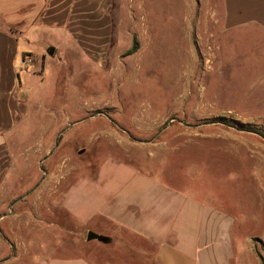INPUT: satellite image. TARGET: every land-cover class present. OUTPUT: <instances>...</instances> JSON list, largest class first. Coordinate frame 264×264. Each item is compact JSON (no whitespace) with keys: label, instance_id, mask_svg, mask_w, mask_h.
<instances>
[{"label":"rangeland","instance_id":"rangeland-1","mask_svg":"<svg viewBox=\"0 0 264 264\" xmlns=\"http://www.w3.org/2000/svg\"><path fill=\"white\" fill-rule=\"evenodd\" d=\"M104 17L106 27H84L83 43L52 33L43 76L28 66L39 75L41 60L24 57L26 115L13 130L20 138L0 184V217H25L0 224V264H32L41 244L48 252L47 231L25 237L27 219L59 211L77 176L101 171L98 189L160 156L212 182V196L248 237L242 263L264 264V30H227L222 0H110ZM193 131L211 135H179ZM55 222L66 228L61 215Z\"/></svg>","mask_w":264,"mask_h":264},{"label":"crops","instance_id":"crops-1","mask_svg":"<svg viewBox=\"0 0 264 264\" xmlns=\"http://www.w3.org/2000/svg\"><path fill=\"white\" fill-rule=\"evenodd\" d=\"M109 2L0 0V184L8 174L10 146L14 148L20 138L13 136V130L26 115L19 75L26 67L22 64L24 57L39 58V75L33 72L34 63L28 66L32 67V75L43 76L45 63L51 59L47 52L52 33L62 32L72 42L83 43L81 37L88 23L107 26L104 14ZM222 10V23L227 30H264V0H222ZM37 41L48 46L33 52L32 44ZM179 135L201 139L210 138L207 135L211 133L193 131ZM187 144L194 145H182ZM166 159L171 157L160 156L141 169L125 167L127 178L102 183L98 189L91 188L98 184L101 171L97 173L95 169L92 178L87 175L90 180L80 174L67 187L59 211L51 210V206L43 214L32 211L27 219L32 228L27 221L25 227L29 230L24 232L25 237L41 236L47 231V240L54 242L48 247L49 253L45 245L36 248L41 253L32 264H243V252L246 263L248 237L243 242L237 233L238 224L235 226L226 214L225 204L212 196V182L201 180L189 164L166 165ZM172 162L176 160L173 158ZM36 193L34 208L43 201L42 195ZM58 215L64 218L66 228L58 227ZM24 217L15 213L2 215L0 224L6 229L5 221L21 223ZM10 222H6L9 233ZM89 232L108 242H87Z\"/></svg>","mask_w":264,"mask_h":264},{"label":"water","instance_id":"water-1","mask_svg":"<svg viewBox=\"0 0 264 264\" xmlns=\"http://www.w3.org/2000/svg\"><path fill=\"white\" fill-rule=\"evenodd\" d=\"M47 54H48V56L52 57L53 54H54V49L50 48L49 51L47 52ZM86 240H87V242L94 241V240H96V241H98L100 243L108 242L107 238L95 235V234H93L91 232H89L87 234Z\"/></svg>","mask_w":264,"mask_h":264},{"label":"built area","instance_id":"built-area-1","mask_svg":"<svg viewBox=\"0 0 264 264\" xmlns=\"http://www.w3.org/2000/svg\"><path fill=\"white\" fill-rule=\"evenodd\" d=\"M27 64V63H30V60L28 59V58H26L23 62H22V64Z\"/></svg>","mask_w":264,"mask_h":264}]
</instances>
